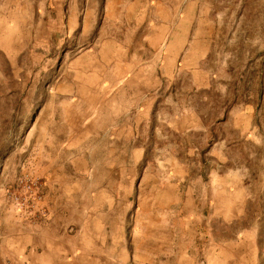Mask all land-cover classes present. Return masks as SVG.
<instances>
[{
  "label": "rangeland",
  "instance_id": "obj_1",
  "mask_svg": "<svg viewBox=\"0 0 264 264\" xmlns=\"http://www.w3.org/2000/svg\"><path fill=\"white\" fill-rule=\"evenodd\" d=\"M3 5L18 20L24 14L25 33L32 27L36 33L40 19L57 18L58 49L94 46L95 36L122 34L128 26L120 15L129 10L128 0H8ZM82 16L88 30L65 41L66 33L79 35V28H70ZM40 28L47 36L48 28ZM132 58L169 60L167 97L156 104L161 116L140 131L143 155L121 163V194L83 195L82 202L110 218L117 213L112 205L119 203L121 219L139 225L148 214L178 219L191 189L192 203L208 222L209 254L227 251L233 256L229 262L240 264L241 253H264V0H132ZM63 62L56 60L57 66ZM48 67L47 60L39 63L28 51L17 64L0 50L1 149L15 150L27 141L33 94L48 87L38 80L54 73ZM205 78L210 87H204ZM184 108L199 112L197 129L166 127L164 116ZM95 181L112 187L117 180ZM41 188L29 170L0 181V264H21L18 243L2 222H21L32 230L39 213L46 214ZM205 249L201 264L207 263Z\"/></svg>",
  "mask_w": 264,
  "mask_h": 264
},
{
  "label": "crops",
  "instance_id": "obj_2",
  "mask_svg": "<svg viewBox=\"0 0 264 264\" xmlns=\"http://www.w3.org/2000/svg\"><path fill=\"white\" fill-rule=\"evenodd\" d=\"M6 1L0 0V50L17 64L28 51L39 63L47 60L49 70H54L38 80L48 87L33 94L27 141L14 144L15 150L0 147V181L29 170L44 193L46 214L39 213L32 230L21 222H2L9 239L18 243L15 250L21 264H201L204 245L206 264H216L212 258L232 264L227 251L218 257L209 254L208 222L192 203L191 189L178 219L148 214L139 225L121 219L119 203L112 205L117 213L110 218L82 202L83 195L121 194V163L143 155L146 145L139 142L140 131L155 115L161 116L156 104L167 97L169 60L158 64L152 58L140 62L132 58V0L129 10L120 14L128 18L124 33L95 36L97 44L75 51L69 44L58 49L57 18L40 19L36 33L34 27L25 33L24 14L20 20L16 14L10 16L4 9ZM79 19L70 31L81 32L66 33L65 41L79 39L88 30V19ZM41 25L48 28L47 36ZM58 57L64 58L59 66ZM202 83L211 86L209 78ZM199 115L194 108H184L165 115V126L192 131ZM104 179L117 181L112 187L95 181ZM240 258V264H264V253L258 250L241 253Z\"/></svg>",
  "mask_w": 264,
  "mask_h": 264
}]
</instances>
